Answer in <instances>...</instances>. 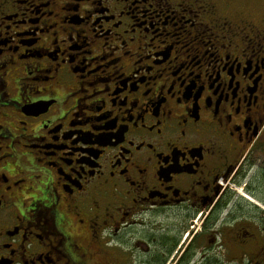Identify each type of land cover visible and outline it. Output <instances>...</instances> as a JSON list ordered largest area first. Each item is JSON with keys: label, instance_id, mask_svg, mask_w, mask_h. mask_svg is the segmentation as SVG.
Here are the masks:
<instances>
[{"label": "flooded vegetation", "instance_id": "flooded-vegetation-1", "mask_svg": "<svg viewBox=\"0 0 264 264\" xmlns=\"http://www.w3.org/2000/svg\"><path fill=\"white\" fill-rule=\"evenodd\" d=\"M0 264H264V0H0Z\"/></svg>", "mask_w": 264, "mask_h": 264}]
</instances>
